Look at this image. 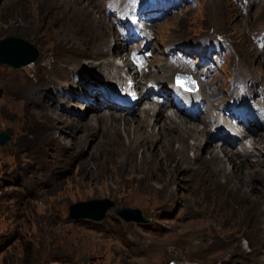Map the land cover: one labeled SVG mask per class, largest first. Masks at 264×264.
<instances>
[{
	"label": "rangeland",
	"instance_id": "1",
	"mask_svg": "<svg viewBox=\"0 0 264 264\" xmlns=\"http://www.w3.org/2000/svg\"><path fill=\"white\" fill-rule=\"evenodd\" d=\"M177 1L162 0L151 9L155 40L149 69L155 80L167 73L156 66L165 61V45L191 52L211 48L213 53L216 45L229 50L216 77L202 86L203 93L223 86L207 105L227 102L231 75L264 77V49L255 40L264 30V0ZM107 7L106 0H0V38L20 36L37 51L29 66L0 62V131L8 133L0 142V264H264V163L263 173L249 167L215 173L194 160L189 134L174 163L151 133L144 145L132 140L136 134H127L123 124L119 134L104 121L92 124L108 107L94 95L85 106L71 92L86 76L101 74V62L112 52L102 40L121 44L103 13ZM97 48L96 55L78 51ZM127 49L126 44L122 58ZM145 105L146 100L139 103L136 112ZM46 109L49 118L42 115ZM115 111L118 117L129 115ZM58 114L73 126L54 128ZM154 123L158 132L161 121ZM259 134L260 142L253 144H260L264 155V125ZM240 145L214 138L204 143L201 155L209 157L212 146L230 155ZM90 198H109L113 205L100 219L68 217L72 202ZM121 205L139 207L148 219L127 221L114 211Z\"/></svg>",
	"mask_w": 264,
	"mask_h": 264
},
{
	"label": "bare ground",
	"instance_id": "2",
	"mask_svg": "<svg viewBox=\"0 0 264 264\" xmlns=\"http://www.w3.org/2000/svg\"><path fill=\"white\" fill-rule=\"evenodd\" d=\"M173 1L178 3L177 0H173ZM161 4H162V0H158L155 3H153V2H150V4L148 3V5H146V6H148L147 7L148 12L151 15H153L151 12V9L161 7ZM103 13L106 16H108L106 11H103ZM117 35L121 39L120 45H117L118 43H116V42L111 43V41L108 42V40H106V41L102 40L101 44L102 45L106 44V47L109 48L107 50L112 49L111 50L112 52H110L109 56L105 57L106 59L101 62V64H102V68L100 70L101 74L97 75V74L92 73V74L86 76L84 78V80L82 82H80L76 88L71 90V92L72 91L74 92V96H77L79 94L76 92L77 90L80 91V89L83 90V88H84L83 94L89 93L91 91L93 93L91 95L95 96L96 101L99 102L101 107H103V106L108 107V110H102V112H105V113L99 114V116H97V118L94 119L95 122L92 124H98L99 120L104 121V122H102V124H110L112 129H113V133H115V134H119L121 132L120 131V129H121L120 125L123 124L122 127L127 134H130V133H133L134 135L136 134V137H133L132 140H136V142L141 141V143H143L144 145L148 143V136L151 133L152 135L150 137L154 138V141L156 140L158 148H161L163 146L164 149H160V150L163 151V153L166 156L170 157L174 163H176L177 151L179 149L183 150V148H184L181 145V141L183 140V138L187 134H189V137L193 138V141L190 144V148L194 149V154H193L194 160L195 161L202 160V162L208 163L213 172L220 173V174L221 173L230 174V173H234L237 169L244 172L247 170V169L245 170V168L249 167L252 169V172H262L263 173V170L261 169V164L263 165V163H264V155H262L263 153L259 150L262 148V146L259 144L258 147H256L253 144V142L256 144H258L260 142V139H257L256 136L257 137L260 136L259 130L264 125V123H262L261 125L260 124L256 125L251 121L249 122L252 129L246 130V135H243L241 137L236 138V139L241 140V145H240L241 149L234 150V151H232V154L229 155L228 152L226 151L227 149H225L223 147L217 148L218 146H216V147L212 146L208 152L209 157H206V155L205 156L201 155V154H203V153H201V149H202L204 143L208 142L211 144V141L215 137V133L222 128V126L219 123V119L215 118L214 115H209V117L207 119H205L206 117L204 119H199V117H197V119L201 120V124H203V126L198 125V124H197L198 125L197 126L195 123L194 124L187 123V121H185L187 118L182 116L180 114L181 112L176 111V110H174L172 112H164L163 108H162V106H163L162 104H158L156 102L149 101L148 105H145V106H142L141 108H139V112H136V110L134 108L132 111H127V113H129V115H124L121 113V116L118 117L117 114L119 111L118 112L115 111L118 109H117V107L115 108V105H113V102H111L110 100H108L105 97H100L102 95L98 91V88L96 86L97 83L99 81L100 82L103 81V82H107V84H110L111 83L110 78H114V77L116 78L117 81L123 82V74L122 73L128 72V73H131L133 75V77L136 81V84L141 88L147 83L148 80L151 81L154 78H153V76H151V74H150L151 72L139 73L138 71L134 70L133 66L129 63V61L126 58H122V56L120 54H121V50L124 49L126 46V41L123 39V37L121 35H119V34H117ZM109 43H111V44H109ZM113 44L115 45L114 49L111 48ZM257 45L262 46V44H259L258 41H257ZM29 46L30 45H28L25 42H21L19 40L10 38V39L5 40L4 42H0V54H2V53L4 54L5 52H7L8 55L6 53V55L4 57L5 58L10 57V59H8V60L4 59V61L8 62L9 60H11L12 63H14V61H17V65H21L23 63H26L29 60H33L32 58H34L37 54L36 53L33 56H31L33 53V49H32L33 47L31 48ZM11 47H12V50H13V47L15 49L13 52H11V49H10ZM262 48L264 49V43H263ZM78 51H80V53H82L84 55H94V54L96 55L101 51V49L97 48V49H92L89 51L78 49ZM161 51L163 52V49ZM117 56H119V60L115 59V57L117 58ZM223 57H225V55ZM15 59H17V60H15ZM25 59H27V60H25ZM165 59H166V56H165ZM150 60L153 61V59H150ZM20 61H21V63H20ZM120 63H123V65H120ZM205 63H208V61H206ZM149 66H153V63H151ZM156 66L158 69L164 68L165 70H167L169 68L165 61H163V62L158 61L156 63ZM150 71H152V70H150ZM176 72H177V69L172 68L170 75L166 76L165 78L161 75H158V74L154 75V77L156 78V80H158L159 85L166 87L164 81L169 80V79L173 80L174 74ZM100 76L101 77L104 76V78H101ZM194 76L196 77V75H194ZM141 78H146V80H147L143 85L141 83ZM246 81L251 82V86L254 85V82L257 84H261V90H262V92H264V77L263 76H261L259 79L256 77L251 78V76L250 77L247 76ZM209 84H211V83H209ZM222 88H223V86L220 84L219 86L215 87L211 91H208L206 93V97L211 96V95H215ZM252 91H254V88L252 89ZM71 95H72V93H71ZM228 101H229V99H228ZM80 102H83L85 105L84 101H80ZM221 102H222V100L218 101L216 104L219 106L221 104ZM93 105H95V104H93ZM113 109H115V110H113ZM47 110L48 109L41 111L43 116L48 117V115L46 113ZM78 115L80 117H82L79 113H78ZM114 116H117L116 118H118V119L114 120ZM122 116L130 117V118H125ZM136 116H138V117H136ZM68 118H65L64 116L58 114L57 119L55 121H52L51 119L50 120L53 122L54 128H56L55 126L57 123H60L59 125H61L62 127L66 126V125L73 126L71 119H68ZM160 121H161V123L159 126H161V127L159 128L158 132H155L153 130V128H155L154 122L158 123ZM188 121L191 122L190 120H188ZM211 122H213V123L211 124ZM208 123L211 124L209 128L206 127V125ZM149 128H150V130H149ZM161 128L163 130L167 131L166 134L168 136L164 133L163 130H161ZM236 131L240 132L241 129H237ZM200 135L205 137V142H203V137H200ZM245 138H247L246 139L247 142L244 141ZM174 141L179 142V144L176 146L174 144ZM262 141H264V138ZM225 143H227L228 145H233L230 141H226ZM185 145H187V143ZM221 146H224V145H221ZM220 154H223V158H225V159L218 160L217 156ZM237 154H239V155L243 154L245 157H238ZM249 155L254 156V158L252 159V157H249ZM247 158L252 159V160H249ZM191 159H192V157L190 156L189 160H191ZM243 164L245 166H243ZM187 168L190 170H193L194 167L189 166ZM173 171H174V169H173ZM215 176H214V178H215ZM219 176H221V175H219ZM108 202H109V200L107 198H101L98 200H88V201L78 200L69 206V215L71 217L88 216L91 218H100L103 213L100 216H97V214L100 211L101 207L105 203H108ZM109 205H110V203L107 204L106 207ZM116 212L126 219L145 221V219H143V218L142 219L137 218V214H138L137 209L126 208V207L122 206L121 208L116 209ZM155 259H157V258L154 257V259L150 260V262L155 263Z\"/></svg>",
	"mask_w": 264,
	"mask_h": 264
},
{
	"label": "water",
	"instance_id": "3",
	"mask_svg": "<svg viewBox=\"0 0 264 264\" xmlns=\"http://www.w3.org/2000/svg\"><path fill=\"white\" fill-rule=\"evenodd\" d=\"M10 38H12V39H16V40H19V41H21V42H25V43H27L28 45H30L29 47H33L32 49H33V53H32V55L31 56H33L34 54H36L37 53V51H36V47H35V45L34 44H32L30 41H28V40H26V39H24V38H22V37H20V36H15V35H7V36H5V37H2V38H0V42H4L5 40H7V39H10ZM11 49V52H13L15 49H14V47H13V50H12V47L10 48ZM6 53L7 52H5L4 54L2 53V54H0V62H4V63H8V64H10L11 66H13V67H20V66H23V65H30L31 64V62H32V60H29V61H27L26 63H23V64H21V65H17V61H14V63H12L11 62V60H9L8 62H6V61H4V59L5 60H8V59H10V57H4L5 55H6ZM7 55H8V53H7ZM37 55V54H36ZM36 58V56L34 57V58H32V59H35ZM15 60H17V59H15ZM25 60H27V59H25ZM10 62V63H9ZM20 63H21V61H20ZM8 138V133L7 132H5V131H0V142H2V141H4L5 139H7ZM98 199H101V198H90V199H86V200H83V201H88V200H98ZM108 200H109V198H107ZM111 201V202H110ZM110 201L108 202V203H105L102 207H101V209H100V211L98 212V214H97V216H100V214H102V216L100 217V218H102L104 215H105V210L109 207V206H111V205H113V200H111L110 199ZM72 203H75V202H72ZM71 203V204H72ZM110 203V205L109 206H107L106 207V205L107 204H109ZM70 204V205H71ZM122 206H124V207H126V208H133V209H137V211H138V214H140L141 216H143L142 218L143 219H145V220H147L148 219V217L146 216V215H144L142 212H141V210H140V208L139 207H133V206H126V205H121V206H116L115 207V209H114V211H115V213L116 214H118L117 212H116V209H118V208H121ZM106 207V208H105ZM105 208V209H104ZM81 214V213H80ZM72 215V214H71ZM77 215V214H76ZM118 215H120V214H118ZM121 216V215H120ZM68 217L69 218H82V217H88V216H77V217H71L69 214H68ZM123 217V216H122ZM91 218V217H90ZM100 218H96V219H100ZM124 218V217H123ZM141 218V219H142ZM126 219V218H125ZM127 221L128 220H134V219H126ZM134 221H136V222H139L138 220H134ZM79 264V262L78 261H73L72 262V264ZM171 264H173V262H170Z\"/></svg>",
	"mask_w": 264,
	"mask_h": 264
}]
</instances>
